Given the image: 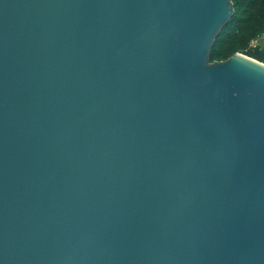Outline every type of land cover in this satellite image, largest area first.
Returning <instances> with one entry per match:
<instances>
[{
	"label": "water",
	"instance_id": "obj_1",
	"mask_svg": "<svg viewBox=\"0 0 264 264\" xmlns=\"http://www.w3.org/2000/svg\"><path fill=\"white\" fill-rule=\"evenodd\" d=\"M232 11L0 0V264H264V61H211Z\"/></svg>",
	"mask_w": 264,
	"mask_h": 264
},
{
	"label": "trees",
	"instance_id": "obj_2",
	"mask_svg": "<svg viewBox=\"0 0 264 264\" xmlns=\"http://www.w3.org/2000/svg\"><path fill=\"white\" fill-rule=\"evenodd\" d=\"M233 20L216 41L212 59L229 57L236 51L264 61V45H249L251 38L264 32V0H232Z\"/></svg>",
	"mask_w": 264,
	"mask_h": 264
},
{
	"label": "built area",
	"instance_id": "obj_3",
	"mask_svg": "<svg viewBox=\"0 0 264 264\" xmlns=\"http://www.w3.org/2000/svg\"><path fill=\"white\" fill-rule=\"evenodd\" d=\"M264 32L260 33L259 35L263 34ZM258 35V36H259ZM258 42H257V38H251L250 42H249V45L251 46H254L256 45Z\"/></svg>",
	"mask_w": 264,
	"mask_h": 264
},
{
	"label": "rangeland",
	"instance_id": "obj_4",
	"mask_svg": "<svg viewBox=\"0 0 264 264\" xmlns=\"http://www.w3.org/2000/svg\"><path fill=\"white\" fill-rule=\"evenodd\" d=\"M257 42L261 45H264V34L257 36Z\"/></svg>",
	"mask_w": 264,
	"mask_h": 264
},
{
	"label": "crops",
	"instance_id": "obj_5",
	"mask_svg": "<svg viewBox=\"0 0 264 264\" xmlns=\"http://www.w3.org/2000/svg\"><path fill=\"white\" fill-rule=\"evenodd\" d=\"M264 34V33H263ZM263 34H261V35H263ZM259 44V43H258ZM262 44V43H261Z\"/></svg>",
	"mask_w": 264,
	"mask_h": 264
}]
</instances>
